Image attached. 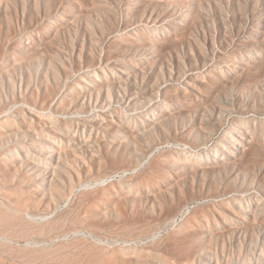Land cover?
<instances>
[{"label":"rangeland","instance_id":"rangeland-1","mask_svg":"<svg viewBox=\"0 0 264 264\" xmlns=\"http://www.w3.org/2000/svg\"><path fill=\"white\" fill-rule=\"evenodd\" d=\"M0 264H264V0H0Z\"/></svg>","mask_w":264,"mask_h":264}]
</instances>
